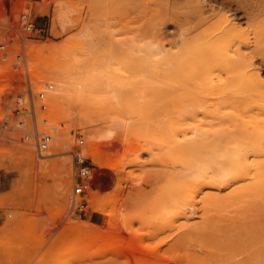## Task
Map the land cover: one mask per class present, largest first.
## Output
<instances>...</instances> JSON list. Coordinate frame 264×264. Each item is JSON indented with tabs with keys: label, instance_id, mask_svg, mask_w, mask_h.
Returning a JSON list of instances; mask_svg holds the SVG:
<instances>
[{
	"label": "rangeland",
	"instance_id": "obj_1",
	"mask_svg": "<svg viewBox=\"0 0 264 264\" xmlns=\"http://www.w3.org/2000/svg\"><path fill=\"white\" fill-rule=\"evenodd\" d=\"M60 4L68 14L64 24L56 21ZM25 5L35 20L32 37L23 50L16 40L9 43L8 61L0 62V264H264V188L228 195L239 170L232 146L250 131L232 116V107L221 116L201 114L200 126L211 132L202 134L207 140L200 142L195 162L213 169L197 179L195 189L187 188L192 176L161 149L160 116L176 87L158 79L154 60L161 57L158 51L177 54V62L195 66L198 75L210 66L214 79L229 84L223 103L253 101L245 105L244 119L259 111L264 121V106L257 108L256 101L260 87L232 72L219 50L227 42L264 82V0H0V13L11 10L0 17V41L9 40L4 24ZM225 17L240 28L227 40ZM49 43L55 54L43 47ZM19 51L21 67L10 68ZM77 59L89 85L71 90L56 110L50 95L57 83L38 71L48 62ZM109 78L123 80H116L120 90L106 87ZM46 83L54 86L47 109H36L40 128L54 139L51 129L60 125L77 130V137H67L66 151L41 155L33 116L18 117L8 106L18 90L36 91ZM104 125L116 126L123 139L103 166L84 152L92 164L90 187L87 195L75 196L79 177L72 151L83 150ZM217 137L219 145L212 143ZM88 195L96 196L102 211ZM83 200L86 207L78 204ZM132 236L142 245L130 247Z\"/></svg>",
	"mask_w": 264,
	"mask_h": 264
},
{
	"label": "bare ground",
	"instance_id": "obj_2",
	"mask_svg": "<svg viewBox=\"0 0 264 264\" xmlns=\"http://www.w3.org/2000/svg\"><path fill=\"white\" fill-rule=\"evenodd\" d=\"M34 8L37 10L40 9L39 7ZM10 12L5 11L4 13H0V17H7L6 15ZM67 18V10L60 4L56 12V21L64 24L67 20H69ZM230 21L231 20L228 17H225L224 23H226V27L222 29V33L224 34L223 38L225 40H227L228 35H230L232 31L240 29L237 28V24ZM226 45L227 42L224 47L219 48V50L224 53L226 58V66L229 67L232 72L241 73L242 77L254 87H260V96L256 100L259 102L257 108L261 105L264 106V82L261 78L259 70L255 67H251V64H244V60L237 57L235 53H231V50H229ZM43 47L50 49L53 54L56 52V47L53 44L49 43ZM156 55L161 56L159 58H154V60L157 61V66L161 69L157 75L158 79L164 84H170L176 87L175 91L168 93L165 108L160 116L159 132L161 134L162 142L161 149H164L166 159L174 163L178 162L184 165L183 168L187 171H185V174L192 176V179L187 183V188L193 187L195 189V187L199 184L197 179L205 178V175L210 173V169H213L212 166L200 167L195 162V155L200 146V142H205L207 140L206 137H202V134H209L211 132L209 128L204 129L200 126V119L202 118L201 114L221 116L224 114L223 109L232 107L235 109H232V116L238 120L242 126H247L246 128L250 131V136L248 138L240 139L236 145L232 146L233 150L231 155L237 163L236 165L239 170L232 180V182L236 184L228 190V195L236 194L238 192L244 194L246 192L262 190L264 188V121L261 120L262 113L254 111L246 115L248 118L244 119L245 105L254 102L247 101L245 99H237L226 105L223 103L224 101L221 99V95L229 89V84L227 81L214 79V77L210 74L212 72V68L210 66L203 68L201 70V74L198 75L197 68L195 66H185L180 61L177 62V60L180 59V56L177 54L158 51L155 52V56ZM40 70L41 71L38 72H44L45 74L50 75L57 83L56 90L50 95V102L56 110H59L63 106L65 98L67 100L70 97L71 90L77 92L89 85L81 76L82 64L78 59L70 62H48V64ZM180 75H183L184 77L179 78ZM117 78V81L123 82V80L120 81L121 79ZM209 78L212 79L208 80ZM112 79L113 78H109L108 81H106V87H114L118 85L119 82L116 80L112 81ZM116 94L117 93H115V95ZM112 120H110V122ZM51 130L53 132L54 139L48 150L53 153L66 151L67 147H69V144L67 143L69 140H67V137L72 140L71 142H73V140L77 137V130L71 132L63 131L60 125H57ZM88 133L89 132L86 134ZM122 139L123 135L116 126H98L94 129V133L88 140V143L84 145L82 147L83 150H81L83 153H92L95 162L100 167L106 164L110 151L115 149L114 147L119 145H117V141ZM129 142L132 143V139H130ZM220 142L221 137H217L212 143L219 145ZM65 187L66 183L63 185L64 189ZM93 192L96 193L95 190H93ZM95 197L93 198L88 195V200L93 205L95 210L102 211L101 208H104V206L99 204ZM185 198H187V196ZM99 233L100 231L95 230L92 234L94 236H98L100 235ZM113 240L114 239H112V241ZM128 244H130V247H135L137 244L142 245V243L138 242L137 238L134 236H132Z\"/></svg>",
	"mask_w": 264,
	"mask_h": 264
},
{
	"label": "built area",
	"instance_id": "obj_3",
	"mask_svg": "<svg viewBox=\"0 0 264 264\" xmlns=\"http://www.w3.org/2000/svg\"><path fill=\"white\" fill-rule=\"evenodd\" d=\"M5 31L4 36L8 37L9 40L0 41V62L6 63L8 61L9 55V43L16 40L20 48L23 50V44L27 39L32 37V32L35 29V20L32 14L31 7L29 5L23 6L19 10L16 17H12L4 24ZM40 30H42L40 28ZM39 30V31H40ZM43 30V32H47ZM22 51L17 52L16 57L9 64L10 68L17 69L21 67ZM53 83H46L45 88L34 91L32 87L22 88L18 90L13 96L11 102L14 104H9L8 109L12 108L13 113L18 117H26L29 115L33 116L34 119V133L32 134L34 139V145L39 154H43L47 149H49L52 142V133L47 129L40 128L38 116L36 114V109L45 111L48 107L49 92L53 89ZM11 115V113H7ZM43 122L47 123L48 118L43 117ZM19 125L22 126L25 121H18ZM83 140L81 139L80 142ZM74 163L77 171V179L73 185V194L87 195L88 189L90 187V178L92 176V164L89 162L87 156L83 153L81 149L73 150ZM78 204L81 207H86L88 205L87 200L79 201Z\"/></svg>",
	"mask_w": 264,
	"mask_h": 264
}]
</instances>
